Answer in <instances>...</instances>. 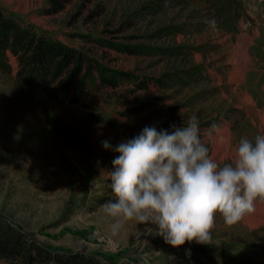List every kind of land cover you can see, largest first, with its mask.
I'll list each match as a JSON object with an SVG mask.
<instances>
[{"label":"rangeland","instance_id":"obj_1","mask_svg":"<svg viewBox=\"0 0 264 264\" xmlns=\"http://www.w3.org/2000/svg\"><path fill=\"white\" fill-rule=\"evenodd\" d=\"M0 9L87 50L115 76L136 77L116 87L95 78L88 99L63 101L56 90L72 67L48 93L19 90V65L0 68L3 221L57 254L97 264H264V203L231 226L217 214L210 242L179 248L135 221L113 235L115 221L102 207L115 199L108 173L116 147L145 127L171 132L195 116L221 166L232 162L242 137L264 135V0H71L56 13L50 0H0ZM232 46L247 51L240 76L233 75ZM248 77L257 78L253 86ZM189 245L217 252L207 260Z\"/></svg>","mask_w":264,"mask_h":264},{"label":"clouds","instance_id":"obj_2","mask_svg":"<svg viewBox=\"0 0 264 264\" xmlns=\"http://www.w3.org/2000/svg\"><path fill=\"white\" fill-rule=\"evenodd\" d=\"M171 127H145L116 147L120 155L108 173L115 199L102 205L115 221L113 235L135 221L176 248L205 244L217 214L231 226L264 203V135L242 137L232 162L221 166L202 141L195 116L186 126ZM102 146L112 147L107 140Z\"/></svg>","mask_w":264,"mask_h":264},{"label":"trees","instance_id":"obj_3","mask_svg":"<svg viewBox=\"0 0 264 264\" xmlns=\"http://www.w3.org/2000/svg\"><path fill=\"white\" fill-rule=\"evenodd\" d=\"M50 1L51 12L56 13L71 0ZM7 50L14 54L19 63L15 81L21 91L29 90L33 86L40 93H48L58 78L72 67L68 77L63 79L56 90V94H60L63 101L73 97L88 99L92 92L87 84L95 78L111 87L118 86L121 79L133 82L136 78H128L126 74L115 76L111 70L103 69L87 50L73 49L47 33L36 32L0 9V68L12 72ZM189 248L196 250L207 260H212L217 252L210 245H189ZM2 259L8 264H97L84 255L57 254L31 241L21 229L0 218V260Z\"/></svg>","mask_w":264,"mask_h":264},{"label":"bare ground","instance_id":"obj_4","mask_svg":"<svg viewBox=\"0 0 264 264\" xmlns=\"http://www.w3.org/2000/svg\"><path fill=\"white\" fill-rule=\"evenodd\" d=\"M232 57H231V62H233L235 64V67H234V73L233 75L235 76H238L240 74V72L242 71L241 69V65H243V63L247 62V51L246 49H238L237 47L235 46H232ZM235 59V60H233ZM240 76V75H239ZM244 101L246 103H252V98L248 95H246L244 97ZM259 116H261V119L264 121V112H259ZM225 133L222 131L220 132V135H219V140H218V147H217V150H219V147L221 146V143L223 142V137H224ZM217 144V143H216Z\"/></svg>","mask_w":264,"mask_h":264}]
</instances>
